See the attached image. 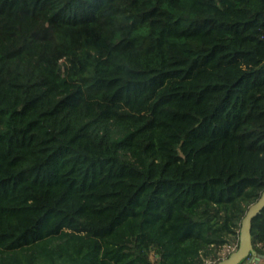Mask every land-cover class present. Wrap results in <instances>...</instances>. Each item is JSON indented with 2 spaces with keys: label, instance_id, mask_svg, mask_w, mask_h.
Returning a JSON list of instances; mask_svg holds the SVG:
<instances>
[{
  "label": "trees",
  "instance_id": "16d2710c",
  "mask_svg": "<svg viewBox=\"0 0 264 264\" xmlns=\"http://www.w3.org/2000/svg\"><path fill=\"white\" fill-rule=\"evenodd\" d=\"M263 191L264 0H0V264H217Z\"/></svg>",
  "mask_w": 264,
  "mask_h": 264
},
{
  "label": "water",
  "instance_id": "95a60500",
  "mask_svg": "<svg viewBox=\"0 0 264 264\" xmlns=\"http://www.w3.org/2000/svg\"><path fill=\"white\" fill-rule=\"evenodd\" d=\"M264 209V191L259 199L251 205L241 223L240 229V242L236 251L232 252L229 257L220 261L217 264H240L242 261L250 257V262L256 261L257 263L264 259V256L257 254L252 244V224L253 220Z\"/></svg>",
  "mask_w": 264,
  "mask_h": 264
}]
</instances>
